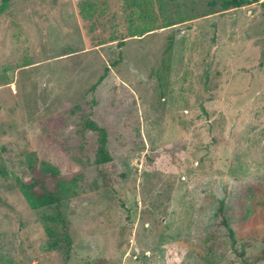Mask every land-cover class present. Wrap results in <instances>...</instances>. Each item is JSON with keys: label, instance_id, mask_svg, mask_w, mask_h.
Returning <instances> with one entry per match:
<instances>
[{"label": "rangeland", "instance_id": "1", "mask_svg": "<svg viewBox=\"0 0 264 264\" xmlns=\"http://www.w3.org/2000/svg\"><path fill=\"white\" fill-rule=\"evenodd\" d=\"M147 1L0 14V264H264V0Z\"/></svg>", "mask_w": 264, "mask_h": 264}, {"label": "trees", "instance_id": "2", "mask_svg": "<svg viewBox=\"0 0 264 264\" xmlns=\"http://www.w3.org/2000/svg\"><path fill=\"white\" fill-rule=\"evenodd\" d=\"M11 2L12 0H2V3L0 5V14L5 13L7 11V9L11 5ZM253 2L254 1H251V0H224L222 2V6L224 10H228L230 8H240L242 6L252 4ZM126 3L129 8L131 7L138 8V10L140 11V14H139L140 19H143L144 21L145 19H148L149 3L147 0H126ZM85 6L87 7H82V11H81L83 13V17L85 19L91 18L93 16L92 11H94L95 4L90 2L89 4H86ZM155 29H157L155 28V25L146 24L145 26H137L136 28L130 29V36H123L122 38L117 39V40H112L111 42L118 41L119 46L121 47L124 45L125 40L128 37H137V36L142 37ZM100 131H101V136H102L101 145L98 150V154L101 159L100 162L109 163L112 161V158L109 156L107 152V133L103 129H100ZM56 174L57 172L54 171L53 176L57 177ZM20 189H21L23 196L27 200L29 206L33 210H39L42 208L51 207L58 202L57 197L46 188L44 182L40 179H35L33 182H29V183L20 181ZM223 213H224V205H222L219 209V215L221 216L220 223L221 225L228 226V223L226 222L227 220L226 218H224ZM49 219L55 222L56 224H58V222L60 221V217H52ZM48 231L50 232L49 236L51 238L50 242L48 243V248L50 250H55L61 245V240L59 238H55L56 233L54 236V233L51 232L50 228H48ZM230 231H231V234L233 235V231L231 229ZM65 241H67L68 243L69 242L68 238H66Z\"/></svg>", "mask_w": 264, "mask_h": 264}]
</instances>
